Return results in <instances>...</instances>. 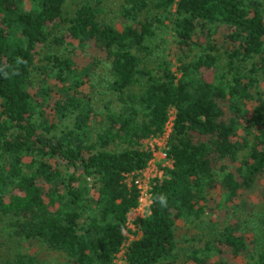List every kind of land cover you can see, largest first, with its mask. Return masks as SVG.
<instances>
[{
	"label": "trees",
	"instance_id": "trees-1",
	"mask_svg": "<svg viewBox=\"0 0 264 264\" xmlns=\"http://www.w3.org/2000/svg\"><path fill=\"white\" fill-rule=\"evenodd\" d=\"M66 3L0 0V264H264V214L236 212L264 177V0Z\"/></svg>",
	"mask_w": 264,
	"mask_h": 264
},
{
	"label": "rangeland",
	"instance_id": "rangeland-1",
	"mask_svg": "<svg viewBox=\"0 0 264 264\" xmlns=\"http://www.w3.org/2000/svg\"><path fill=\"white\" fill-rule=\"evenodd\" d=\"M80 1L81 0H67L66 9L68 10L75 9L76 4ZM104 2L107 3L106 5H108V8L110 9V11H112L111 8H116L120 6L121 0H104ZM110 13L113 16V12H110ZM212 75H213V71L211 70H207L205 72V76L209 80L212 79ZM172 118H174V114H172ZM172 125H173L172 122H170L169 126L167 127V131L169 128L171 129ZM144 143L147 148L151 150L154 149L152 150L153 159L150 162V166H148L146 169L148 174L146 176L142 175L141 177L143 185L148 190L149 186L151 187V181L156 177H161L163 175L164 168L171 166L172 161L162 154L164 153V144H166L163 140H161V143L159 142L160 144H157L152 139L145 140ZM149 195H150L149 193L144 194L143 203L140 205V207L137 208L136 211L133 210L129 214L130 230H133V225H134L133 221L137 218L143 217L147 213L148 206H146V203L148 202ZM249 198L250 199H248V201L250 200L251 204H249L248 201L243 203V205L240 204L236 212H237V217H238L237 219L239 220L241 219L243 222L246 221L244 223V226H248L249 228H252L253 230L254 225H256V221L254 219L264 214V177L260 180V184H258L257 187L254 189V191L249 195ZM213 218H217V217L213 216ZM247 220L251 222H248ZM130 230L129 232H127V235H128L127 243H129L130 240L136 238V236ZM252 230H247V231H252ZM259 231H260L259 242L260 244L264 245V229L260 227ZM250 234H252V232ZM250 234L248 233V235ZM8 245L9 247H11L10 249L14 247L13 244L8 243ZM14 248L12 250H7L6 248L5 250H2L1 251L2 254H0L1 260L6 258L7 257L6 255H10L14 251ZM37 250H38V255L40 254V258L42 259L43 264H66L67 263L66 256L56 251L50 250L46 248L44 245L38 244ZM124 258H125L124 251H122L118 255V259L116 260L114 264H121ZM239 263L247 264V260H245V258H242L239 260Z\"/></svg>",
	"mask_w": 264,
	"mask_h": 264
},
{
	"label": "built area",
	"instance_id": "built-area-1",
	"mask_svg": "<svg viewBox=\"0 0 264 264\" xmlns=\"http://www.w3.org/2000/svg\"><path fill=\"white\" fill-rule=\"evenodd\" d=\"M172 115H171V117H170V120H169V122H168V124H167V127L169 126V124H170V122H172L173 123V119L174 118H172ZM172 120V121H171ZM171 129H172V127H171ZM171 129L169 128L168 129V131L166 130V133L164 134V135H162V136H160V137H156V138H152V140H154V141H161V140H163L166 144H167V137H168V135H169V133H170V131H171ZM166 144H164V153H162L165 157H167V152H166V149H167V147H166ZM152 150H154V149H152ZM168 158V157H167ZM149 166H150V164H149ZM147 169V168H146ZM144 171V170H143ZM143 171H141V172H139L138 173V176H137V180H136V183H137V185H139V187L142 189V196H141V199H140V201H141V204L143 203V197H144V194H147V193H149L150 195H149V198H148V202L146 203V206H150V204H151V202H152V199H151V193H150V190H151V187L149 186V189L147 190L146 189V187L143 185V183H142V180H141V177H142V175H143ZM144 176H146V175H144ZM130 179H132V176H130ZM140 204V205H141Z\"/></svg>",
	"mask_w": 264,
	"mask_h": 264
},
{
	"label": "clouds",
	"instance_id": "clouds-1",
	"mask_svg": "<svg viewBox=\"0 0 264 264\" xmlns=\"http://www.w3.org/2000/svg\"><path fill=\"white\" fill-rule=\"evenodd\" d=\"M156 201L160 206L166 207L167 206V198L164 195H158L156 197Z\"/></svg>",
	"mask_w": 264,
	"mask_h": 264
},
{
	"label": "crops",
	"instance_id": "crops-1",
	"mask_svg": "<svg viewBox=\"0 0 264 264\" xmlns=\"http://www.w3.org/2000/svg\"><path fill=\"white\" fill-rule=\"evenodd\" d=\"M157 144H160L161 143V141H155ZM160 142V143H159ZM143 175H147L148 174V172H147V170L145 169L143 172ZM137 209H135V211H136ZM145 211V210H144Z\"/></svg>",
	"mask_w": 264,
	"mask_h": 264
}]
</instances>
